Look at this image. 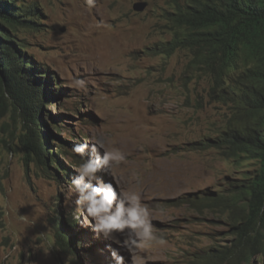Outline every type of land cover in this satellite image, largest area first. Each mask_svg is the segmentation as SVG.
Listing matches in <instances>:
<instances>
[{
    "label": "rangeland",
    "instance_id": "obj_1",
    "mask_svg": "<svg viewBox=\"0 0 264 264\" xmlns=\"http://www.w3.org/2000/svg\"><path fill=\"white\" fill-rule=\"evenodd\" d=\"M31 1L42 19L19 35L62 86L61 96L45 101L44 113L54 134L48 149L64 169L28 156L24 122L8 104L0 115V264H113L110 248L127 264H214L232 244L237 217L225 202L210 206L201 197L220 199L225 183L258 165L231 160L213 146L195 148L223 128L232 105L210 98L211 80L190 72L186 49L170 55L157 49L174 36V0ZM139 2L144 10L135 8ZM97 142L101 154L113 147L125 153L122 164L101 175L122 192L140 193L166 245L126 251L97 236L87 216L77 220L68 185L88 157L72 148ZM61 224L68 247L58 236ZM250 264H264V252Z\"/></svg>",
    "mask_w": 264,
    "mask_h": 264
},
{
    "label": "trees",
    "instance_id": "obj_2",
    "mask_svg": "<svg viewBox=\"0 0 264 264\" xmlns=\"http://www.w3.org/2000/svg\"><path fill=\"white\" fill-rule=\"evenodd\" d=\"M174 2L169 11L174 36L157 49L169 55L186 49L191 54L190 72L199 71L211 80L210 98L232 105L223 128L201 138L195 148L213 146L231 160H254L258 165L225 183L220 199L201 197L210 206L225 202L237 217L230 225L232 244L214 264H250L264 252V0ZM41 19L36 1L0 0V115L11 104L24 122L21 142L28 156L64 169L48 149V135L54 134L44 113H49L45 101L61 96L62 86L37 64L19 35ZM59 147L63 153L65 145ZM68 234L64 228L58 234L66 247Z\"/></svg>",
    "mask_w": 264,
    "mask_h": 264
},
{
    "label": "clouds",
    "instance_id": "obj_3",
    "mask_svg": "<svg viewBox=\"0 0 264 264\" xmlns=\"http://www.w3.org/2000/svg\"><path fill=\"white\" fill-rule=\"evenodd\" d=\"M95 0H87L93 6ZM84 87V81L76 82ZM101 142L96 144L77 143L72 151L80 157L87 156L76 168L75 175L68 185L69 196H75L76 217L79 220L87 216L91 221L93 232L112 240L118 248L130 250L141 245L163 246L167 240L157 235L151 220L149 208L142 202L139 192H122L110 180H105L101 173L111 174L114 166L126 160V155L119 148L113 147L103 151ZM136 180L140 177L137 175ZM119 236H124L123 240ZM12 251H15L13 249ZM113 264H127L124 255L117 249H109ZM6 258V257H5ZM68 264V261H66Z\"/></svg>",
    "mask_w": 264,
    "mask_h": 264
},
{
    "label": "water",
    "instance_id": "obj_4",
    "mask_svg": "<svg viewBox=\"0 0 264 264\" xmlns=\"http://www.w3.org/2000/svg\"><path fill=\"white\" fill-rule=\"evenodd\" d=\"M145 7H146V3H144V2H139V3H137V4L135 5V8H136L137 10H144Z\"/></svg>",
    "mask_w": 264,
    "mask_h": 264
}]
</instances>
